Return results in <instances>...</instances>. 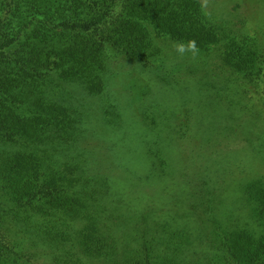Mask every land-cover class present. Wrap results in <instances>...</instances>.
<instances>
[{"label": "rangeland", "instance_id": "obj_1", "mask_svg": "<svg viewBox=\"0 0 264 264\" xmlns=\"http://www.w3.org/2000/svg\"><path fill=\"white\" fill-rule=\"evenodd\" d=\"M107 1L0 0V42L39 21L14 42L18 66L55 63L49 79L23 74L10 91L34 105L21 111L30 124L12 130L33 158L8 174L67 187L36 210L79 201L63 209L79 215L84 238L63 250L65 263L264 264V0H202L198 14L191 0H125L98 23ZM189 40L195 57L174 50ZM4 185L14 203V183Z\"/></svg>", "mask_w": 264, "mask_h": 264}, {"label": "trees", "instance_id": "obj_2", "mask_svg": "<svg viewBox=\"0 0 264 264\" xmlns=\"http://www.w3.org/2000/svg\"><path fill=\"white\" fill-rule=\"evenodd\" d=\"M121 1L124 2L125 0H108L106 5H102L99 9L97 7V10L100 12L96 18L98 23L108 22L114 14L118 12ZM191 2L193 3L194 14H198L200 8H202V0H191ZM35 6L36 4L33 1L32 7L34 8ZM142 12L145 13V11ZM117 17L122 21H127L129 19V16L127 17L123 14V11ZM63 24L65 28L80 29L83 31L90 30L93 27V24L86 23L70 24L64 22ZM38 25L39 21L31 17L27 23H21L15 31L13 29L4 30L7 31V37L9 39L0 42V57L4 58V63L0 69V102L3 104L4 110L7 106L10 107V109H6L4 112L1 111L0 114L1 152H10L13 151V149L16 150L19 144H29V142L24 141L25 139H22V137H18L15 131L12 130L18 125L30 124L31 119L21 114L23 113L21 111H23L22 107L25 108L24 111L26 109L31 110L34 108V105L31 101H29L28 104H23L22 97L19 99V97L13 96V93L10 91H14L18 94L17 90L20 89L19 86L21 85L19 82H24L22 79L23 74H28V76L32 75L33 77L40 75L49 79V76H53L55 73V63L51 66V61L48 59H44L47 68L36 69L31 65H26L29 68L27 73L18 66V62L16 61H21L19 58L23 55L14 53V42L22 39L27 28L31 26L37 27ZM114 48L111 46L109 50ZM35 55L39 57L40 53ZM55 61L57 62V60ZM69 69L74 71L71 72L75 74V77L78 76L79 69L77 67L70 66ZM12 75L14 77H12ZM87 76L90 78L93 75L90 73ZM34 92L37 94L38 91ZM34 99L36 102V98ZM1 108L2 107H0V109ZM22 154L19 148L13 155L0 154V193L5 192L4 184L6 183L7 185L12 181L14 187L9 193H12L15 198V202L10 203L4 201V195L0 196V212H5L4 215H0V258L4 256L10 259V262L6 263L3 261L2 264H44L47 260H51L52 263L50 264H73L72 262L65 263V261L61 260V258H63L61 254H63V250L70 248L71 243L77 242L78 240L83 241L84 238L82 237V239H80L77 236V232H79L78 230L80 229L77 225L76 227L73 225V222L80 218L79 215L76 213L73 214L71 218L66 217L63 209L68 212H75V209H77L79 205V201L73 197L69 198L66 196V198L60 200L61 203H59L60 209H62L63 212L54 213L56 215H51L50 213L52 212L45 208L36 210V203L40 202L41 199L47 196L51 198L54 196V193H57L58 196L59 193L66 190L67 187H59L58 185L46 183V176H43L44 178L42 177L43 179L39 181L40 183H34L31 178L24 181H15L8 172L14 169L13 172L15 173H24L31 164L29 158H33L32 153L28 157H23ZM3 155L5 156L2 157ZM32 163H36V161ZM46 172L47 168L44 169L43 175L46 174ZM70 188L73 187L70 186ZM56 198L51 200L56 201ZM42 216L44 217L43 219H41ZM35 223L37 224L36 228L34 227L36 226ZM102 240L104 241L100 244H102L105 249L113 251L119 246L116 245L114 241H109L107 237L106 239L102 237ZM260 243L257 245L260 246Z\"/></svg>", "mask_w": 264, "mask_h": 264}, {"label": "clouds", "instance_id": "obj_3", "mask_svg": "<svg viewBox=\"0 0 264 264\" xmlns=\"http://www.w3.org/2000/svg\"><path fill=\"white\" fill-rule=\"evenodd\" d=\"M174 50L179 53L180 55H184L186 52L191 53L193 57H195L199 49L197 47V44L194 40L189 41H179L174 44Z\"/></svg>", "mask_w": 264, "mask_h": 264}]
</instances>
